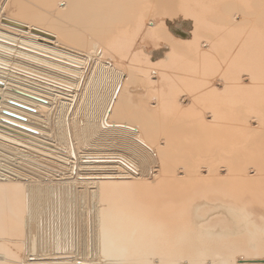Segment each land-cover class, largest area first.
Returning <instances> with one entry per match:
<instances>
[{
    "label": "bare ground",
    "instance_id": "6f19581e",
    "mask_svg": "<svg viewBox=\"0 0 264 264\" xmlns=\"http://www.w3.org/2000/svg\"><path fill=\"white\" fill-rule=\"evenodd\" d=\"M163 62L166 85L184 84L151 101V69ZM96 128L131 136L142 164L156 158L152 180L129 156L85 149ZM0 146L70 168L66 183L98 186L106 262L239 264L225 256L243 252L240 264H264V0H0ZM8 178L0 264H26L15 250L37 180ZM74 249L28 264H107L73 261Z\"/></svg>",
    "mask_w": 264,
    "mask_h": 264
},
{
    "label": "rangeland",
    "instance_id": "374dc122",
    "mask_svg": "<svg viewBox=\"0 0 264 264\" xmlns=\"http://www.w3.org/2000/svg\"><path fill=\"white\" fill-rule=\"evenodd\" d=\"M181 30H184V29H181ZM184 31L188 33V30H184ZM140 44H144V42L140 41ZM153 47L155 46L150 44L149 48L148 47L146 48L147 52L149 53V51H151L152 49L154 50L161 49L160 47H155V48ZM152 56H153L152 58L153 60L158 61V56H155V57L154 55ZM142 57H145V56L142 55ZM110 60H113V59H110ZM155 65L156 67L151 69L152 70L151 73H152L153 79H155V81L158 80V82L155 85L156 87H159V90L158 89H157L158 91L156 90L157 94L156 93L151 94V98H153L151 99V101L155 100L157 102V98L161 100L162 95L164 93L163 91L169 92L173 89L175 90L177 86L178 88L180 86L183 87L184 83L181 81L179 82L177 81V83L174 84L175 88L170 85H166L168 83L164 82L163 77H161L160 73L163 72V70H165L169 64H165L163 62L160 64L156 63ZM164 65H167V66H164ZM156 75L158 76L156 77ZM171 87L173 89H170ZM160 88H166V89L163 90ZM105 89H106V86L102 84L98 88V91L102 95L105 92ZM160 90L161 91L163 90L162 91L163 93L162 92L160 93ZM153 95L154 96L156 95L155 98L153 97ZM139 97L141 98V96ZM178 99H180V97ZM181 100L182 102L184 101L183 102L184 106L187 105L188 102H190L189 101L190 98L188 96H184L183 99ZM95 101L96 99H94L93 103H95ZM79 116H81L80 122L81 123L85 122V120H82L84 119V114L79 115ZM43 122L44 120L40 122L41 125H38L39 129L42 132L40 133L39 137L41 136L43 137L44 140H46L45 137H49L48 134H50L51 131L49 130L50 129L48 125L49 123H43ZM84 126H85V123H84ZM93 132L94 134L91 135L92 134L91 133L89 135L90 138L88 140V143H91V145L90 144L85 145L84 146L85 149L89 150L90 152H94V153L102 152L105 154H108V153L110 154L114 152L115 155L118 153V154L129 156L130 158L135 160L137 164H139L138 173H140L139 175H141L143 180L144 179H146L147 181L152 180L155 174L154 169L159 168L158 162L157 160H155L156 158H151L152 160L150 159L153 162V163L151 162V164L154 165L153 168H151V166L148 167L147 165L142 164V161L144 160L142 158L143 155H141L140 153L141 150H138L139 152H134L133 148L136 149L138 147L137 145H134L133 138L131 136H127L126 134L118 133L115 131H109V130H105L101 128L100 129L96 128V131H93ZM163 132L164 134L160 136L161 141H164V139L166 138L165 137L166 131L164 130ZM87 133H90V132L88 131L86 132V134ZM41 137L40 139H42ZM143 149L145 150V148ZM148 149L149 151L148 150H145V151H147L148 153H152L151 148L148 147ZM13 150L14 149L12 148L0 146V177L6 178L7 176V178L9 177L8 179H11V176H13V173H14V174H18V176H22V179H25V177L26 178L35 177L33 179L37 180L36 182H33L34 184L31 183L28 185V196L29 197L27 200L26 214H25V221H24V228L26 227L25 228L26 232L24 233L26 236L24 235L25 237L24 240L26 241L23 242V244L26 243L24 244V246L25 245L26 246L24 248L22 247L23 246L22 244V246L19 247L18 249V247L15 245L17 248L16 249L15 246L11 243L12 245L11 247L12 248L14 247L16 249L15 250L13 248V250L17 251L23 248L24 250H21L22 252L21 251H17V252L18 253L20 252V255L22 256V259H23L22 261L28 264L34 260L31 258H34L35 254L42 255V257L56 256V255L58 256L62 253L73 255L74 249L70 250L69 248L75 246V242L77 243L80 242L81 252L79 254L77 250V259H73V261L77 262V260H80V259L85 260L87 258L91 260L93 258L95 260H102V262L105 263L106 261H104V256L102 255L100 251V242H99L100 234H99L98 223H97V211L100 207L105 205V202H103L100 199L99 195L96 193L98 186L93 183H87V182L85 183V182H77V181L74 183H71V182L66 183L65 181L71 180V179H68L72 176L70 168L66 169L64 168V166H60L59 164L52 162L50 159L48 160L45 157L39 159L37 156H33L25 152L21 153L19 151H16V150L13 151ZM45 156H48V155H45ZM52 158L60 162H63L62 160L56 157H52ZM105 158L106 157L100 159V160L110 161L109 163H106L105 166H111V167L118 166L119 163L115 161L119 158H116V157L109 158L110 160L108 158L106 159ZM45 160H48V161H45ZM111 160H114V161H111ZM97 164L100 165L99 163ZM67 165H69V163H67ZM101 165L103 164L101 163ZM134 169H136V167ZM75 172L76 170L74 169V173ZM114 172H117V171H114ZM134 175L139 176L137 174H134ZM50 180H52L53 182ZM140 181L142 182V180H139V182ZM220 219L221 220L223 219L222 221H224L225 219L226 221L229 220L225 214L223 217L217 218V221ZM223 226H224L223 223L218 222L214 230L219 231L220 229H222ZM241 226H243V223H241L240 227H238L237 225L236 226L234 225L236 229L241 228ZM234 227L232 226L231 229H234ZM32 254H34V256ZM229 255L225 256V259L230 260V262L232 260L238 261L239 264L241 262H244L243 260H240V259L246 257V254L243 252H235L233 255L231 256ZM261 257H263V259H260L259 261L261 263L262 262L264 263V256H261ZM0 258L1 259L4 258L1 252H0ZM256 261L258 260H249L245 262L252 263ZM108 262L106 263L112 264L111 261H108ZM155 262H157V260ZM181 264H188V263L182 260ZM204 264H212V263L210 260H207L204 262Z\"/></svg>",
    "mask_w": 264,
    "mask_h": 264
},
{
    "label": "built area",
    "instance_id": "2783aa9c",
    "mask_svg": "<svg viewBox=\"0 0 264 264\" xmlns=\"http://www.w3.org/2000/svg\"><path fill=\"white\" fill-rule=\"evenodd\" d=\"M74 247V246H73ZM73 247H71V248H69L70 250H73L74 248ZM75 250V249H74Z\"/></svg>",
    "mask_w": 264,
    "mask_h": 264
},
{
    "label": "water",
    "instance_id": "95a60500",
    "mask_svg": "<svg viewBox=\"0 0 264 264\" xmlns=\"http://www.w3.org/2000/svg\"><path fill=\"white\" fill-rule=\"evenodd\" d=\"M12 103H14L13 101H12ZM16 104V103H15ZM20 105V104H19ZM22 106V105H21Z\"/></svg>",
    "mask_w": 264,
    "mask_h": 264
}]
</instances>
